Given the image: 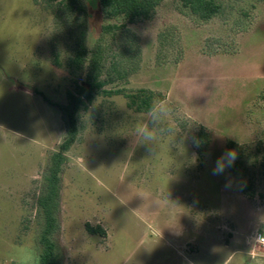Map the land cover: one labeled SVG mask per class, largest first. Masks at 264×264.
<instances>
[{"label": "rangeland", "instance_id": "rangeland-1", "mask_svg": "<svg viewBox=\"0 0 264 264\" xmlns=\"http://www.w3.org/2000/svg\"><path fill=\"white\" fill-rule=\"evenodd\" d=\"M216 1L207 22L163 0L104 34L123 21L99 0H0V264H41L56 155V264H264V1ZM83 29L104 85L64 146L69 93L89 82L71 66ZM142 90L167 114L131 106ZM153 115L158 142L140 144Z\"/></svg>", "mask_w": 264, "mask_h": 264}, {"label": "trees", "instance_id": "trees-1", "mask_svg": "<svg viewBox=\"0 0 264 264\" xmlns=\"http://www.w3.org/2000/svg\"><path fill=\"white\" fill-rule=\"evenodd\" d=\"M163 0H99L104 17L109 20L121 19V25H107L103 27L104 34H111L114 31L125 29L129 24L139 21L150 20L155 15L156 9ZM182 7L200 21H210L218 16L222 11V6L216 0H179ZM264 1V0H260ZM87 33L83 29L79 31L76 40V47L71 61V66L77 70L89 64L88 80L85 85L78 86L79 96L69 93L70 105L65 107V112L69 131L64 146H68L76 139V119L75 114L83 103L82 98H89L96 89L103 87L104 82L100 81L103 75V52L100 46L90 53L86 44ZM91 54V57L88 56ZM89 86L85 87V86ZM131 106H136L139 110L149 112L153 105L154 94L145 90L140 91L139 95L128 97ZM204 138V136H203ZM60 156H55V165L51 169V178L48 181L47 192L40 200L43 209L45 223L41 235V245L43 247L40 255L41 264H56L58 260L57 248L52 239L57 229L56 211L59 207V187H60Z\"/></svg>", "mask_w": 264, "mask_h": 264}, {"label": "clouds", "instance_id": "clouds-1", "mask_svg": "<svg viewBox=\"0 0 264 264\" xmlns=\"http://www.w3.org/2000/svg\"><path fill=\"white\" fill-rule=\"evenodd\" d=\"M149 112L151 113H161L167 114V109L165 106L157 107L154 103L150 107ZM158 117L153 115L149 122H142L138 124L135 128V133L138 134L142 139L140 140V144L143 145H156L159 139V135L154 128V125L157 123ZM149 123L153 125L152 128L149 127ZM236 159V153L234 150H227L220 158H218L214 168L213 174H220L223 172L226 166H230L234 163Z\"/></svg>", "mask_w": 264, "mask_h": 264}, {"label": "built area", "instance_id": "built-area-1", "mask_svg": "<svg viewBox=\"0 0 264 264\" xmlns=\"http://www.w3.org/2000/svg\"><path fill=\"white\" fill-rule=\"evenodd\" d=\"M258 242H259L261 245H264V235L261 236V237L258 239Z\"/></svg>", "mask_w": 264, "mask_h": 264}]
</instances>
